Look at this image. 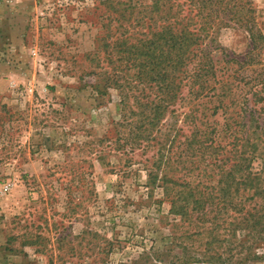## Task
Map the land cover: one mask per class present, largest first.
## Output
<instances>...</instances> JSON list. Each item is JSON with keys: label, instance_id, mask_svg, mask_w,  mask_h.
I'll list each match as a JSON object with an SVG mask.
<instances>
[{"label": "rangeland", "instance_id": "rangeland-1", "mask_svg": "<svg viewBox=\"0 0 264 264\" xmlns=\"http://www.w3.org/2000/svg\"><path fill=\"white\" fill-rule=\"evenodd\" d=\"M171 1L0 0V264L200 259L206 234L196 217L171 212V202L185 183L216 187L222 168L231 169L226 127L243 122L245 107L238 92L237 106L214 115L217 99L189 102L182 86L150 126L159 95L150 81V33L168 26L158 18L170 6L182 18L194 10L190 0ZM235 3L242 15L217 19L203 43L218 59L241 61L251 50L250 8L264 33V0ZM253 59L264 65V47ZM195 124L215 131L213 146L221 148L213 157L194 156ZM252 171L264 174V142ZM228 256L225 264H264Z\"/></svg>", "mask_w": 264, "mask_h": 264}, {"label": "trees", "instance_id": "trees-1", "mask_svg": "<svg viewBox=\"0 0 264 264\" xmlns=\"http://www.w3.org/2000/svg\"><path fill=\"white\" fill-rule=\"evenodd\" d=\"M169 1L171 4L172 1ZM235 1L190 0L189 3L194 8L193 14L189 12V16L185 18L179 12L173 14L175 8L170 6L158 18L168 26L150 33V81L158 82L155 89L159 92L156 96L158 103L150 102V126L158 125L167 107L176 98V88L182 86L187 90L186 100L217 99L219 105L214 108V115L221 109L227 111L237 106L238 92L242 96V107H245L243 122L226 127L230 140L228 145L234 156L231 169L225 171L222 168L223 173L216 187L205 186L202 182L191 187L189 183H185L188 187L184 191L177 190L174 194L171 212L189 222L197 221V229H201L202 236L206 234L200 259H189L185 255L186 258L180 264H225L222 262L224 254H229L227 260H237L238 263L264 259V250L260 251L264 248V174L252 171L255 155L264 142V133H260L264 129V65L256 68L260 63L253 59V55L264 47V33L250 8L248 17L244 16V20L251 50L244 60L236 61L228 55L218 59L213 45L203 46L204 40L215 32L217 19L242 15ZM154 5L159 7L157 3ZM209 7L212 10L205 13ZM235 9L237 11L233 12ZM153 23L157 21L154 20ZM178 25H181L180 31ZM177 73L179 79L176 77ZM177 80L178 84L175 82ZM228 98L231 99L230 106L223 105V101ZM250 103L257 108L256 118L262 119V125L253 121L255 111L250 109ZM144 108L148 109L149 106ZM191 117L194 118L190 113L186 121ZM214 132L203 134L202 129L194 125L188 138L192 139L189 146H197L193 150L194 156L195 153L201 156L208 154L210 157L217 154L221 147L213 146L215 142L211 136ZM157 178L152 176L154 181ZM199 186L203 189L200 190ZM195 191H198V197L191 201ZM207 223L209 226L206 227ZM238 234L243 235L239 237ZM188 239L192 237L188 236Z\"/></svg>", "mask_w": 264, "mask_h": 264}]
</instances>
